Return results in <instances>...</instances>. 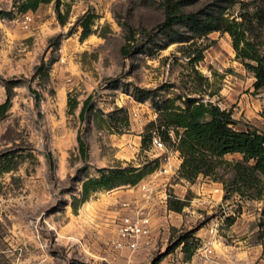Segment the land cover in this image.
<instances>
[{
    "label": "rangeland",
    "instance_id": "374dc122",
    "mask_svg": "<svg viewBox=\"0 0 264 264\" xmlns=\"http://www.w3.org/2000/svg\"><path fill=\"white\" fill-rule=\"evenodd\" d=\"M213 2L221 1L193 0L184 9L199 11ZM19 3L0 0V82L6 98L7 85L13 87L12 105L0 118V264H163L169 251L177 263L264 264V198L227 191L222 179L230 188L234 172L225 164L216 180L203 174L194 181L183 178L196 187L186 190L184 221L172 225L168 239L141 255L140 263H127L124 250L112 245L114 237L106 238L90 224L94 213L116 196L112 189L136 184L97 190L77 211L72 206L82 178L99 176L102 167L143 166L159 157L152 142L143 146L148 123L159 115L156 100L181 95L176 103H182L188 95H201L230 109L237 128L264 131V87L255 88L256 77L236 57L230 33L212 31L196 44H190L194 39L171 41L161 30L165 0H62L63 13L70 4L66 23L56 0L26 11ZM89 9L97 17L92 32L82 38L80 18ZM244 10L241 0L231 8L234 15ZM258 31L264 52V26ZM204 44L205 56L194 66L189 52ZM193 66L208 81L201 84ZM139 86L155 91L141 99ZM89 95L91 106L82 121ZM70 99L77 100L74 109ZM121 106L127 122L123 111L108 115ZM79 133L87 141L88 160L80 153ZM169 161L177 165L178 156L172 154ZM160 162L144 178L165 175L159 172L165 158ZM214 182L223 189L215 192ZM173 191L169 186L168 192ZM197 229L208 236L201 240ZM189 235L197 245L186 259L183 242L177 241ZM205 242L209 253L199 249Z\"/></svg>",
    "mask_w": 264,
    "mask_h": 264
},
{
    "label": "trees",
    "instance_id": "16d2710c",
    "mask_svg": "<svg viewBox=\"0 0 264 264\" xmlns=\"http://www.w3.org/2000/svg\"><path fill=\"white\" fill-rule=\"evenodd\" d=\"M49 1L52 0H20L18 7L22 11L37 9L42 2ZM192 1L165 0L166 17L161 30L172 36L171 41L194 39L190 44H196L199 38L206 37L212 31L229 32L236 57L253 72L256 77L255 88L262 89L264 87V52L261 48V41L258 39L260 36L258 29L264 26V0H241L245 10L237 15L231 11L237 0H220L221 2H213L208 8L199 11H186L184 6ZM61 3L62 0H56L59 18L62 23H66L70 4H68L66 13H63L60 8ZM96 17L97 14L91 9L81 16L82 38L92 32ZM180 25L186 30L181 31ZM207 46V44L200 45L189 52L191 64L195 66L204 58V50ZM123 50L128 52L126 46ZM194 71L196 79L201 84L203 80L208 81V76L202 75L196 67ZM12 88V85H7L8 96L4 102L0 103V118L7 115L12 105ZM137 90L138 97L141 99L152 96L155 91V89L140 86ZM198 90L204 93L203 89L198 88ZM91 98L89 95L84 100L80 112L82 121L86 119V113L91 106ZM177 98H183V96L177 95L155 101L159 115L157 119L148 123L143 146H149L148 141H152L154 131L159 132L167 142L174 143L169 133V129L173 128L179 137L175 145L182 157L179 168L181 178L194 181L200 174H203L214 176L216 180L219 177L217 176L219 166L225 164L231 166L234 172L230 188H227V183L222 179L227 191L237 192L242 197L264 198V131L257 127L237 128V120L230 109L223 108L211 99L205 100L201 95H188L182 99V103H176ZM76 105V99L69 100L70 109H74ZM119 111L125 113L127 122L128 113L123 106L117 107L108 115L112 117ZM262 114L264 115V108ZM78 141L82 157L88 160L87 141L81 133L78 134ZM228 153H240L241 157L228 159L225 157ZM160 163V159L156 158L149 160L143 166L131 164L102 167L99 169L101 172L99 176L82 178L80 196H73L74 211H77L83 202L88 201L93 192L111 189L122 184H137L158 168ZM186 204V199H169V207L177 211H181ZM190 236H182L177 241V244L183 242L186 259L191 258L193 249L197 245V243L190 242Z\"/></svg>",
    "mask_w": 264,
    "mask_h": 264
},
{
    "label": "built area",
    "instance_id": "2783aa9c",
    "mask_svg": "<svg viewBox=\"0 0 264 264\" xmlns=\"http://www.w3.org/2000/svg\"><path fill=\"white\" fill-rule=\"evenodd\" d=\"M169 133L172 136L174 143H169L164 140L161 134L157 131L153 132L152 145L158 150V158L162 160L165 158V164H162L159 172L165 175H170L174 178L179 176V163L177 165L170 164L169 159L177 149L175 143L178 138L173 128L169 129ZM181 154L178 156V159ZM182 158V157H181ZM141 198L140 199H125L120 201L119 207L122 210L113 218L115 223L116 235L112 239V245L119 251L127 250V263H132L135 254L142 249H146L153 244V219L156 208L160 203L165 204L169 209V199L171 196L178 198L176 194L168 192V189L164 191V195L159 197L158 186L156 179L151 178L140 182ZM151 203V204H150ZM171 209V208H170ZM210 232H215V227L210 228ZM199 249H203L204 252L209 253L212 251L209 242H205Z\"/></svg>",
    "mask_w": 264,
    "mask_h": 264
},
{
    "label": "crops",
    "instance_id": "0c3cea01",
    "mask_svg": "<svg viewBox=\"0 0 264 264\" xmlns=\"http://www.w3.org/2000/svg\"><path fill=\"white\" fill-rule=\"evenodd\" d=\"M6 100V86L0 82V103L4 102ZM174 154L176 156L180 155V151H175ZM232 154V153H229ZM240 154V153H239ZM241 157V156H240ZM179 165L182 162V158H179ZM153 175H149L146 178H143L141 181H145L147 179H151ZM155 179V178H154ZM179 181H172L170 175H162L161 177L156 178V184L158 186L159 195H157L158 201L159 197L164 195V191L168 189L169 186L174 188V194L178 196L180 199H187L185 197L186 190L189 188L194 190L195 185L185 181L183 178H180ZM140 181V182H141ZM140 182H138L133 187L129 186H120L112 189V191H115L116 196L112 194V196L109 198V203H105L104 206L100 207L95 213L93 220L91 221V225L95 227H100V230H103V233H105L106 238H113L116 235L115 230V223L113 222V217L116 216L118 213H121L122 210L119 207V203L122 200L125 199H140L141 198V188H140ZM204 187H202L203 189ZM212 189L215 192L220 191L223 189V186L219 182H214V185L212 186ZM91 201V200H90ZM95 201L92 200L91 203ZM159 202V201H158ZM151 204V203H150ZM188 207V204L184 206ZM155 214L153 219V244L151 247L139 250L135 256L133 263H140V257L143 254H148L151 252L153 248L158 245L159 242H162L169 237L170 228L172 225H179L184 221L183 213L181 211H176L173 209H167L165 204L160 203L156 208H154ZM197 232L195 233L197 236L201 238V240H204L205 237L208 236V231H205V229H197ZM108 235V236H107ZM123 253L128 255V251L124 250ZM175 255H173V252H167V254L164 256L162 263L163 264H195V263H177L174 259ZM204 264H211V263H204Z\"/></svg>",
    "mask_w": 264,
    "mask_h": 264
}]
</instances>
